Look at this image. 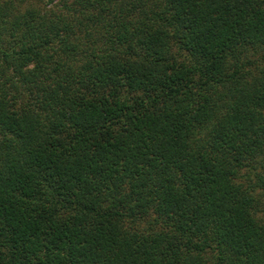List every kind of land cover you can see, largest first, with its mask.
<instances>
[{
    "label": "trees",
    "instance_id": "1",
    "mask_svg": "<svg viewBox=\"0 0 264 264\" xmlns=\"http://www.w3.org/2000/svg\"><path fill=\"white\" fill-rule=\"evenodd\" d=\"M258 184L264 0H0V264H264Z\"/></svg>",
    "mask_w": 264,
    "mask_h": 264
},
{
    "label": "rangeland",
    "instance_id": "2",
    "mask_svg": "<svg viewBox=\"0 0 264 264\" xmlns=\"http://www.w3.org/2000/svg\"><path fill=\"white\" fill-rule=\"evenodd\" d=\"M256 180V178H255ZM254 194L255 196L258 197L259 199V204H257V214L260 218H264V186L258 184V186H256L255 190H254Z\"/></svg>",
    "mask_w": 264,
    "mask_h": 264
}]
</instances>
